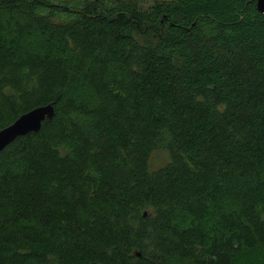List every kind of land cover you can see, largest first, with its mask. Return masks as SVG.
Here are the masks:
<instances>
[{
    "label": "trees",
    "instance_id": "obj_1",
    "mask_svg": "<svg viewBox=\"0 0 264 264\" xmlns=\"http://www.w3.org/2000/svg\"><path fill=\"white\" fill-rule=\"evenodd\" d=\"M48 103L0 152V264H264L256 0H0V129Z\"/></svg>",
    "mask_w": 264,
    "mask_h": 264
},
{
    "label": "water",
    "instance_id": "obj_2",
    "mask_svg": "<svg viewBox=\"0 0 264 264\" xmlns=\"http://www.w3.org/2000/svg\"><path fill=\"white\" fill-rule=\"evenodd\" d=\"M256 7L264 19V0H256ZM53 114L54 106L51 103L36 106L20 114L12 123L0 129V152L16 137L29 131H37L43 120L51 118ZM143 215H146V211Z\"/></svg>",
    "mask_w": 264,
    "mask_h": 264
},
{
    "label": "rangeland",
    "instance_id": "obj_3",
    "mask_svg": "<svg viewBox=\"0 0 264 264\" xmlns=\"http://www.w3.org/2000/svg\"><path fill=\"white\" fill-rule=\"evenodd\" d=\"M155 153H157V152H155ZM165 156L166 157L164 159H162L161 157H157V156L155 159H153V160L151 159L149 161L150 169L153 170V169H156V168L164 165L166 163V161L168 160L167 154H165Z\"/></svg>",
    "mask_w": 264,
    "mask_h": 264
}]
</instances>
